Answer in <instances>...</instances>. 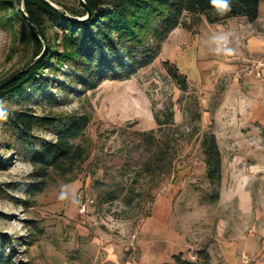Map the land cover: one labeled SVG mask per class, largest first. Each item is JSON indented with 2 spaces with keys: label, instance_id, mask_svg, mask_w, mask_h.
<instances>
[{
  "label": "rangeland",
  "instance_id": "374dc122",
  "mask_svg": "<svg viewBox=\"0 0 264 264\" xmlns=\"http://www.w3.org/2000/svg\"><path fill=\"white\" fill-rule=\"evenodd\" d=\"M50 1L59 7L77 3ZM259 8L253 23L235 17L209 24L184 15L153 62L126 79L73 93L49 88L55 102L35 97L5 103L10 110L89 116L88 159L71 175L44 179L32 174L30 147L16 145L0 122V233L15 243L16 259L164 264L179 252L194 261L205 249L209 264H264V2ZM225 35L226 41L219 39ZM28 38L17 23L11 30L0 28V83L31 57ZM164 63L185 76L186 91ZM168 108L174 124L158 129L153 115ZM150 130L175 148L166 152L173 160L138 178L143 161L156 150L137 133ZM205 131L214 134L219 152L216 188L205 175L200 148ZM34 134L53 139L47 132ZM36 187L43 190L28 193ZM105 189L120 190L121 198L100 202ZM123 197L132 200L125 204Z\"/></svg>",
  "mask_w": 264,
  "mask_h": 264
},
{
  "label": "trees",
  "instance_id": "16d2710c",
  "mask_svg": "<svg viewBox=\"0 0 264 264\" xmlns=\"http://www.w3.org/2000/svg\"><path fill=\"white\" fill-rule=\"evenodd\" d=\"M263 1L228 0L230 11L221 14L213 0H77L71 7L60 8L43 0H0V28L11 30L17 23L22 31H27L32 53L25 65L33 61L0 90V101L22 104L40 97L42 101L55 102V96L47 93L49 88L73 93L75 88L94 89L107 79H126L153 62L161 43L174 28L182 25L184 15H190L196 21L204 17L209 24L235 17H243L253 23ZM20 4L23 10L16 7ZM87 10L88 18L80 20L86 16ZM164 64L179 88L186 91L185 76L180 75L175 66ZM64 67L68 68L65 72ZM45 74L63 76L65 81L51 79ZM7 110V118L0 119V122L12 140L17 141L16 145L30 147L26 156L35 178L44 179L52 173L71 175L88 159V139L84 135L89 123L88 115L78 112L37 114L31 107ZM153 117L158 129L174 124L171 108L156 112ZM35 131L47 132L53 139L36 137ZM137 134L141 141L152 144L156 150L153 157L148 155L147 161H143V167L137 172L138 178L148 176L163 165H171L173 159L166 152H174L175 148L155 138L153 130ZM200 148L206 178L210 186L216 188L220 159L212 132H203ZM2 166L0 160V168ZM33 189L28 193L33 195L43 187ZM121 195L120 190L105 189L99 199L103 203L112 202L119 200ZM127 198L121 200L128 204L132 199ZM14 247L11 238L0 233V264H28L16 259ZM172 258V263L164 264H209L210 261L205 249L197 252L194 261L184 258L182 252Z\"/></svg>",
  "mask_w": 264,
  "mask_h": 264
},
{
  "label": "clouds",
  "instance_id": "9594fccd",
  "mask_svg": "<svg viewBox=\"0 0 264 264\" xmlns=\"http://www.w3.org/2000/svg\"><path fill=\"white\" fill-rule=\"evenodd\" d=\"M213 4L216 6L218 11L223 14L227 11H230V5L228 0H213ZM219 39L227 40V36H222ZM8 116L7 106L3 101H0V119H6Z\"/></svg>",
  "mask_w": 264,
  "mask_h": 264
},
{
  "label": "water",
  "instance_id": "95a60500",
  "mask_svg": "<svg viewBox=\"0 0 264 264\" xmlns=\"http://www.w3.org/2000/svg\"><path fill=\"white\" fill-rule=\"evenodd\" d=\"M45 2H47L48 4H50L51 6L55 7V8H60L59 6L56 5V3L50 1V0H43ZM80 1H83V0H80ZM89 16V11L87 10V14L86 16H84L83 18H80V20H84L86 18H88ZM26 21L29 22L28 18H26ZM31 27H33L32 24H29ZM34 28V27H33ZM34 31H36V29H34ZM38 58V57H37ZM36 58V59H37ZM33 63V61L29 62L27 65H25L21 70H19L17 73H14L13 75H11L10 77H8L7 79H5L4 81H2L0 83V90L2 88H4L6 85H8L16 76L22 74L26 68H28L31 64Z\"/></svg>",
  "mask_w": 264,
  "mask_h": 264
},
{
  "label": "built area",
  "instance_id": "2783aa9c",
  "mask_svg": "<svg viewBox=\"0 0 264 264\" xmlns=\"http://www.w3.org/2000/svg\"><path fill=\"white\" fill-rule=\"evenodd\" d=\"M251 71H247V73H250ZM81 206H82V209H84V207H85V204H81Z\"/></svg>",
  "mask_w": 264,
  "mask_h": 264
},
{
  "label": "crops",
  "instance_id": "0c3cea01",
  "mask_svg": "<svg viewBox=\"0 0 264 264\" xmlns=\"http://www.w3.org/2000/svg\"><path fill=\"white\" fill-rule=\"evenodd\" d=\"M263 2H264V1H263ZM263 2L260 3V6H261V4H262ZM260 6H259V7H260ZM259 13H260V8H259ZM258 16H259V14H258ZM189 67H190V66H189Z\"/></svg>",
  "mask_w": 264,
  "mask_h": 264
}]
</instances>
